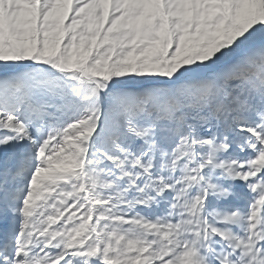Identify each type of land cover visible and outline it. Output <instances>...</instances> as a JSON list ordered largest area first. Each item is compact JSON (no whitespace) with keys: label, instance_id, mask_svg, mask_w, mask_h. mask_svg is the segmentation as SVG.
Instances as JSON below:
<instances>
[{"label":"snow or ice","instance_id":"obj_1","mask_svg":"<svg viewBox=\"0 0 264 264\" xmlns=\"http://www.w3.org/2000/svg\"><path fill=\"white\" fill-rule=\"evenodd\" d=\"M0 264H264V0H0Z\"/></svg>","mask_w":264,"mask_h":264}]
</instances>
